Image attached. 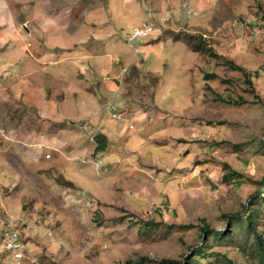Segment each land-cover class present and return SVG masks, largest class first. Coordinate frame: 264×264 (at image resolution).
I'll list each match as a JSON object with an SVG mask.
<instances>
[{
	"label": "rangeland",
	"instance_id": "obj_1",
	"mask_svg": "<svg viewBox=\"0 0 264 264\" xmlns=\"http://www.w3.org/2000/svg\"><path fill=\"white\" fill-rule=\"evenodd\" d=\"M194 2L0 0V55L12 25L30 27L38 9L68 29L95 12L110 18L124 50L141 64L121 72V85L105 102L116 105L121 89L117 110L130 118L115 127L117 136L107 128L102 150L90 137L98 130L44 119L16 91L18 82L0 75V264H179L197 246L204 264L225 263L215 252L234 264H264L248 259L249 248L244 254L238 241L209 236L202 243L201 230L229 227L230 215L251 206L264 234V198L257 196L264 179V0H202L209 7L196 13ZM157 9L168 20L153 15L156 32L128 41L146 12ZM175 33L200 37L206 47L194 51ZM227 60L250 71L251 83ZM125 128L129 136H119ZM61 129L63 138L77 139L59 146L62 153L44 146L31 165L17 151L22 144L31 155L23 137ZM46 154L50 164L41 161ZM12 213L32 227L22 237L36 263L15 261L3 249L2 222Z\"/></svg>",
	"mask_w": 264,
	"mask_h": 264
},
{
	"label": "crops",
	"instance_id": "obj_2",
	"mask_svg": "<svg viewBox=\"0 0 264 264\" xmlns=\"http://www.w3.org/2000/svg\"><path fill=\"white\" fill-rule=\"evenodd\" d=\"M190 1H195L194 9L192 8L195 13L209 7L207 3L202 5V0ZM173 9H176V6ZM155 11L164 13L162 9ZM96 15L101 14L94 12L89 17L86 14L82 21H76L75 28L68 29V25L55 24L51 15L38 9L35 23L30 27L20 31L16 25H12L11 36H8L11 42L2 52V57L0 55V75L3 74V78L12 77L14 82H18V86L15 83L16 91H19L22 98L34 106L44 119L56 123L70 119L80 122L83 127L87 125L98 130L90 137L101 146L98 149L102 150L106 147L107 138L111 137L107 128L112 129L114 136H117L120 132L115 127H120L130 118L127 112L124 113L125 116H120V111L117 110L120 106L118 101L121 98V89L118 90L116 105L113 104L109 108L105 102L112 100H109V97L114 95L117 84L122 83L121 72L131 64H141H138L133 54L130 56L124 50L118 37L119 32L110 22V18H96ZM144 19L145 16L140 19V23ZM196 20H199L198 17ZM159 21L162 24L164 22L161 19ZM152 43L156 44L155 41ZM140 46L136 49H144L147 45ZM31 89H35V95L31 94ZM58 94L62 95L59 99L56 97ZM115 113L118 115L113 116ZM63 132L65 129L52 135H40L37 140L29 136L23 137L21 143L29 144L27 147H31L33 152L29 151L31 155L27 153L28 156H25L26 146L22 144L18 145L17 151L24 159L33 160L31 165L38 164L44 146H50L54 152L62 153V149H57L59 146L77 141L72 137L63 138ZM124 133L125 137L129 136L126 128L119 136L122 137ZM90 137L88 139H91ZM92 150L93 147L89 152L92 153ZM78 154L80 155V152ZM46 155L41 161L43 164H50V160L46 159L49 156Z\"/></svg>",
	"mask_w": 264,
	"mask_h": 264
},
{
	"label": "trees",
	"instance_id": "obj_3",
	"mask_svg": "<svg viewBox=\"0 0 264 264\" xmlns=\"http://www.w3.org/2000/svg\"><path fill=\"white\" fill-rule=\"evenodd\" d=\"M183 36L184 35L180 33H175L171 35V37L175 40L186 39L187 44L190 45V47L194 51H202V48L206 47L205 42L200 37L197 40H194L193 35H191V33H185V37ZM227 62L232 68L240 70L242 72V74L244 75V79L247 83H251L250 71H248L241 65L233 63L230 60H227ZM214 76L215 73L213 72H203L204 78H212ZM96 148H101V146L99 147V144H97ZM233 174L236 176H242L238 171H233ZM261 184L263 187L262 191H264V179H262ZM260 192L257 196L264 198V195L260 194ZM260 203L262 204V202ZM250 207L251 206L244 207L241 213L230 215L231 217L227 219V223L230 224L229 227H225V225L220 229H210L207 224H203L201 230L205 235L202 236V243H205L209 236H213L218 241H221L223 239H229V241L231 242L238 241L237 248H239L244 254H247L246 249L249 248L250 255L248 256V259L257 260L258 262L264 263V234L259 231L256 226L255 221L257 220L258 213L255 211V209H251ZM233 228L235 232H232ZM241 236H243V239L239 240ZM218 254H220L221 257L225 259L224 264H234L232 259L222 253H211V255L217 256ZM204 256V250H202L201 246H197L195 251L191 253V256L189 258H185L186 261L181 262L179 264H204L201 261Z\"/></svg>",
	"mask_w": 264,
	"mask_h": 264
},
{
	"label": "built area",
	"instance_id": "obj_4",
	"mask_svg": "<svg viewBox=\"0 0 264 264\" xmlns=\"http://www.w3.org/2000/svg\"><path fill=\"white\" fill-rule=\"evenodd\" d=\"M182 5V4H180ZM183 5H186L184 3ZM175 9L170 8L166 11L173 12ZM157 15L159 19L165 21L168 19V13H159L155 10H148L145 14V19L140 23L139 26L134 27L132 32L127 35V40L131 41L140 37L147 36L151 33L156 32V25L151 23V17ZM99 160V159H98ZM100 161H98L99 163ZM83 194L84 191H83ZM85 197V196H84ZM86 202L87 199H85ZM29 223L26 221L25 217L18 214H6L5 219L2 222L1 228V241L3 249L6 253L11 255L15 261H21L23 259H29L30 261L36 263V259L32 254V251L26 242L25 238L22 237L24 233L30 231Z\"/></svg>",
	"mask_w": 264,
	"mask_h": 264
}]
</instances>
